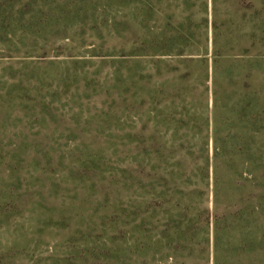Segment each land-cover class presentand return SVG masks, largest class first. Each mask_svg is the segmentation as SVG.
<instances>
[{
    "label": "rangeland",
    "instance_id": "1",
    "mask_svg": "<svg viewBox=\"0 0 264 264\" xmlns=\"http://www.w3.org/2000/svg\"><path fill=\"white\" fill-rule=\"evenodd\" d=\"M0 264H264V0H0Z\"/></svg>",
    "mask_w": 264,
    "mask_h": 264
}]
</instances>
